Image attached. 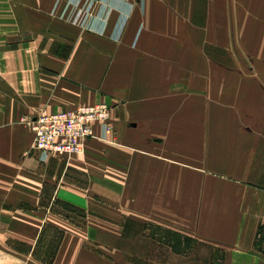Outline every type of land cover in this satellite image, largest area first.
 <instances>
[{
	"label": "crops",
	"instance_id": "1",
	"mask_svg": "<svg viewBox=\"0 0 264 264\" xmlns=\"http://www.w3.org/2000/svg\"><path fill=\"white\" fill-rule=\"evenodd\" d=\"M202 3L145 0L115 41L118 11L99 34L61 16L66 0H0V264H264V124H218L215 113L205 136L164 135L153 149L155 129L202 128V104L165 89L186 66L200 81L203 66L219 64L203 55L208 36L187 34ZM27 32L79 49L83 56L66 58L84 66L85 87L60 88L42 59L30 67L35 42L10 39ZM83 102L112 106L113 124L129 130L120 136L125 149L92 138L83 153L46 163L27 154L26 116ZM49 226L61 238L42 260Z\"/></svg>",
	"mask_w": 264,
	"mask_h": 264
},
{
	"label": "rangeland",
	"instance_id": "2",
	"mask_svg": "<svg viewBox=\"0 0 264 264\" xmlns=\"http://www.w3.org/2000/svg\"><path fill=\"white\" fill-rule=\"evenodd\" d=\"M202 4L199 8L202 13L198 11L200 15L193 18L196 23L188 24L187 34L192 37L199 35L202 38L208 36L203 39L201 44L203 46L209 44L207 48L202 49L203 55L219 58V64L203 66L204 74L200 81L192 79L195 72L194 66H186L184 69L186 75L183 79L167 82L169 86L167 85L165 89L171 95L176 96L175 100L182 99L183 104L192 108L202 104L203 125L202 128L197 129L193 128L194 125H188L186 129L178 128V126H172L169 129H155L152 134L154 137L152 142L153 149H156L157 152L164 146L162 142L164 135L171 142L177 139L179 132L185 130L188 133V138L196 136L195 131L205 136L210 131L206 124H210L211 115H215V113L218 115V124H264V0H204ZM211 11H213V15H211ZM10 39H21L28 43L35 42L27 49V57L32 62L30 67H34L37 60L42 59L43 68L51 72V75L55 74L53 76L55 78H52L53 83H57L60 88L69 84L75 88L77 93L88 82L87 76H84L86 71H84V66L78 63L72 65L67 62L68 58H66L83 56L81 51L76 47L75 49L66 48V44H62V39H56L43 32L11 34ZM227 57H230V60L233 58L234 63L227 64L225 62ZM55 59H58V64L54 63ZM210 68L216 74H213V79L210 75L212 72L208 71ZM177 96H182V98ZM97 104L107 103L83 102L64 109ZM107 105L111 112L110 129L105 135L106 137L101 139H109V142L106 143L108 147L125 149L126 146L120 143V136H122L121 133L124 134L129 130L121 132L119 125L113 124V108L111 105ZM211 110L212 112L215 110V112L212 113ZM39 114L41 113L25 118ZM97 126L99 123L96 124ZM96 134L99 136L97 131ZM58 207L63 213L66 212L65 204H59ZM56 229L54 226L48 227L44 240L37 249L38 258L49 260L50 255L54 253L61 238V230Z\"/></svg>",
	"mask_w": 264,
	"mask_h": 264
},
{
	"label": "built area",
	"instance_id": "3",
	"mask_svg": "<svg viewBox=\"0 0 264 264\" xmlns=\"http://www.w3.org/2000/svg\"><path fill=\"white\" fill-rule=\"evenodd\" d=\"M145 0H66L62 17L81 28L105 33L113 12H119L111 38H122L130 15L136 5ZM118 4H124L123 9ZM110 108L107 104L79 106L50 113H41L25 118L34 134V141L27 154L34 155L46 163L53 155L71 156L83 153L86 143L92 138H105L110 126ZM102 128V135L96 134V124Z\"/></svg>",
	"mask_w": 264,
	"mask_h": 264
}]
</instances>
